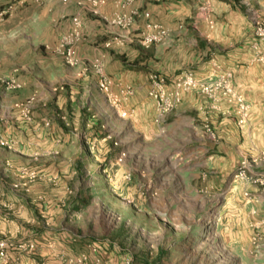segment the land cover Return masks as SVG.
I'll use <instances>...</instances> for the list:
<instances>
[{
	"label": "crops",
	"instance_id": "0c3cea01",
	"mask_svg": "<svg viewBox=\"0 0 264 264\" xmlns=\"http://www.w3.org/2000/svg\"><path fill=\"white\" fill-rule=\"evenodd\" d=\"M9 1L0 0V7ZM105 1L98 9L99 14L92 13L96 17L88 16L89 12L79 7L75 0L29 1L0 22V76L15 77L24 85L20 90L10 91L0 84V240L3 236L11 238L22 234L20 231L8 233L7 226L2 227V222L7 221L5 214L16 219L24 210L46 208L47 204L54 208L52 183L28 181L15 167L29 165L33 169L35 166L48 179L59 173L76 174L75 167L55 166L54 149L66 151L69 143L72 151L67 153L68 160L84 162V143L100 137L94 134L96 136L91 139L86 133H91L99 123L92 114L101 118L110 111L97 85L99 76L95 65H99L111 77V89L122 99L129 100L121 104L131 111L130 121L124 120L127 124L124 130L130 129L129 137L130 140L135 138L134 144L138 143V138L144 142L137 151L128 149L127 160H136L135 153L140 149L154 155L156 150L166 147L169 154L178 150L182 158L179 174L184 177L188 192L198 189L191 188L193 179L197 182L202 179V185L204 182L211 188L227 184V205L231 211L217 236L226 239L234 256H240L244 264H264V180L262 183L243 180L236 185L233 178L243 160L249 163L260 160L259 155L264 150V61L255 57L263 42H255L250 36L248 22L245 25V16L232 8H224L231 17L227 20L233 22L226 24L227 35L223 37L212 13L205 18L195 15L191 23L187 21L191 18L187 0H178V10L167 0L164 6L173 12L171 16L180 18L182 24L178 31L177 27L169 26L171 34L166 42L146 48L141 44L146 18L138 17L127 29L111 25L107 19L122 12L123 0ZM150 4L147 0H135L131 7L149 11L156 18L158 13L149 7ZM75 16L84 24L82 36L75 45L81 64L70 67L56 47L63 36L72 33ZM115 38L119 41H113ZM111 41L113 44L107 46ZM215 42L226 43V50L213 51L210 45ZM186 70L201 79L230 72L236 91L249 104L247 122L238 124L235 106L231 103L224 102L215 109L209 97L198 90L183 93V102L170 113L173 116L170 121L160 118L159 114L156 116L155 102L149 96L151 73L172 79ZM32 95L36 96L31 105L34 120L25 121L22 103ZM68 110L74 114L71 116L73 125L77 126L80 121L85 139L57 134L55 130L62 128L46 115L55 117V113L60 115ZM156 117L160 120L156 121ZM160 124L164 126L158 132ZM120 128L123 131V127ZM138 129H144L145 134ZM1 141L9 142L12 148L2 145ZM131 168L133 163L127 167ZM248 174L264 176V163H250ZM237 197L240 198L236 200ZM6 207L12 208V212H7ZM40 234L32 233L33 238L29 239H40ZM43 234L45 232L41 237L45 238ZM256 237H259V246L254 245ZM34 245L31 242L22 253H11L8 261H0V264H40L36 260L44 258L46 253H43L45 250L32 252ZM85 253L89 259L77 264H92L94 256L85 247L70 256L78 260L86 257ZM120 260L121 256H116L103 263L123 264Z\"/></svg>",
	"mask_w": 264,
	"mask_h": 264
},
{
	"label": "rangeland",
	"instance_id": "374dc122",
	"mask_svg": "<svg viewBox=\"0 0 264 264\" xmlns=\"http://www.w3.org/2000/svg\"><path fill=\"white\" fill-rule=\"evenodd\" d=\"M166 1L147 0L151 3L149 7L158 13L156 18H153L151 12L138 9L139 15L136 16L135 22L140 16H144L147 20L141 36L149 29L150 24H160L169 30V35L164 42L171 34L169 26L177 27V31L179 30L182 20L170 15L173 12H169L164 6ZM169 2L168 4L176 5V10L179 9L178 0H169ZM187 3L190 5L191 12L188 22L193 23L195 15H202L205 18L212 13L214 22L220 24L218 31L223 37L227 35L226 24L233 22V20L230 22L227 20L230 16H228V10L224 8L229 7L234 12L243 14L246 19L245 25L248 22L251 27L250 36L255 38V42L257 40L263 42L255 57L264 61V0H187ZM159 4L162 6H158ZM83 9L89 12L88 16H92V13L99 14L88 4ZM147 13L149 16L146 15ZM234 22L238 23V21ZM221 24L224 26L222 27ZM224 45L226 43L215 42L210 47L213 51L223 52L226 50ZM64 61L70 67L81 64L80 59L75 66L68 64L65 59ZM104 74L110 82V93L106 94L101 90L100 73H98L97 85L101 93L105 95L110 111L101 118L97 114H92L91 117L99 123L91 129V133L86 132L89 137L91 135V139L97 134L101 138L84 143V162L68 160L67 153L72 151L69 143L66 151L54 149L55 166L59 164L62 168L70 169L75 167L78 172L76 174L65 172L64 175L59 173L48 179L35 166L33 169L29 165L15 167L18 174L28 181L47 180L52 183L54 208H50L51 204H47L46 208L40 206L38 210L30 209V212L24 210L23 214H17L15 219L7 213L12 212V208L6 207L7 212H5L8 215L5 214V218L9 222L3 221L2 227L7 226L8 233L10 231V233L22 232V234L11 238L3 236L0 240L1 263L7 262L11 253L18 254L32 242L35 244L32 252L39 253L45 250L43 253H46V256L36 260L40 264H58V261L60 264L83 263L89 259L88 254L85 253L86 257H80L78 260L70 256L83 247L89 249L94 256L92 264H104L103 261L109 262L116 256H121L120 261L123 264H244L240 256H234L226 239L217 236V231L224 227L231 211L227 205L229 194L227 184L219 188H211L204 182L202 185V179H199V182L193 179L191 188L198 187V189L188 192L184 186V177L179 174L182 158L177 153L178 150L169 154L165 150L166 147L156 150L154 155L145 152V149H140V153H135L136 160L133 158L131 161L127 160L130 155L128 149L137 151L144 142L142 138H138V143L134 144L132 140L135 138L130 140L129 137L130 129L124 130L127 125L124 120L130 121L131 111L122 108L121 104H126L129 100L122 99L111 89L112 79L105 72ZM153 74L158 73H151L150 88ZM179 74L172 79L159 75L166 80L167 85L171 86ZM19 82L22 83V87L10 91L22 89L23 82ZM125 96L128 97L127 94ZM34 97L36 99L35 95L28 97L23 103L32 105ZM156 111L157 116L159 111L157 109ZM46 115L51 117L50 121L53 119L62 128V130H55L57 134H71L85 139L80 121L77 126L72 123L71 116L74 114L71 110L60 115L55 113V117ZM22 117L25 121L34 120L31 106L28 113L25 114L23 110ZM159 117L170 121L173 116L168 113ZM159 120L156 117V121ZM162 126L164 125L160 124V129L156 131L162 130ZM120 127H123V131ZM119 130L121 134H118ZM138 130L145 134L144 129ZM8 148H12V145ZM259 162L262 163L261 160L255 159L250 163ZM131 163L133 168L127 169ZM237 171L233 178L236 185H240L243 180L235 177ZM252 177L263 180L262 175ZM238 198L240 197L236 200ZM43 232H45L43 234L45 238L41 237ZM32 233H41L40 239H29L33 238ZM254 243L255 246H259V237L254 238Z\"/></svg>",
	"mask_w": 264,
	"mask_h": 264
},
{
	"label": "built area",
	"instance_id": "2783aa9c",
	"mask_svg": "<svg viewBox=\"0 0 264 264\" xmlns=\"http://www.w3.org/2000/svg\"><path fill=\"white\" fill-rule=\"evenodd\" d=\"M29 1H35L37 3L43 2V0H10L5 6L0 7V22H3L8 16L12 15L19 6L26 5ZM76 1L77 5L82 9L85 8L87 4L92 6L96 13H99L98 9L106 3L105 0ZM134 1L135 0H123L121 5L123 7L122 12L114 14L109 17L107 21L122 29L131 27L136 20V16L139 15L138 9L131 7ZM146 15L149 16L148 13ZM73 20L75 26L72 33L63 36L56 47V51L60 53L71 66H75L79 63L75 52V45L83 33V22L81 18L75 16ZM168 35L169 30L163 25L150 24L149 29L141 36V44L149 48L156 43H163ZM113 41L119 40L115 38ZM113 41L108 42L107 46H111ZM95 67L96 71L102 76L99 83L101 90L109 94L110 82L107 80L103 68L99 65ZM151 81L152 85L149 95L155 101L156 109L159 111L160 116H165L174 111L182 103L183 93L185 91L198 90L209 97L215 109H218L224 102L231 103L235 106L234 110L238 124L244 125L247 122L249 104L245 97L236 91L231 73H222L214 78L201 79L190 71H184L173 80L171 86L167 85L165 82L166 80L159 74H153L151 76ZM0 84L7 90H16L22 87L21 82L15 77L10 76H0ZM30 106L29 103H22L25 114L30 111ZM1 144L11 147V144L7 141H1ZM259 157L261 162L264 163V151L260 153ZM248 166L249 162L243 160L235 177L253 183H262L261 178L254 179L248 174ZM247 195H249V193H247Z\"/></svg>",
	"mask_w": 264,
	"mask_h": 264
}]
</instances>
